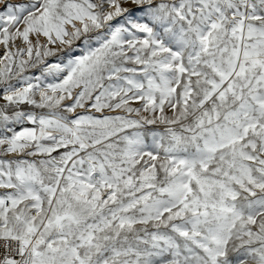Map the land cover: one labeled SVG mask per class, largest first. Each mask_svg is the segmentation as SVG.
Here are the masks:
<instances>
[{
  "label": "snow or ice",
  "instance_id": "6c2138e0",
  "mask_svg": "<svg viewBox=\"0 0 264 264\" xmlns=\"http://www.w3.org/2000/svg\"><path fill=\"white\" fill-rule=\"evenodd\" d=\"M0 264H264V0H0Z\"/></svg>",
  "mask_w": 264,
  "mask_h": 264
}]
</instances>
